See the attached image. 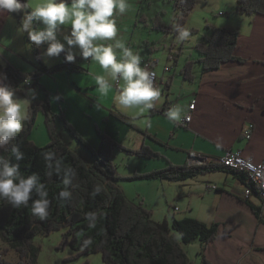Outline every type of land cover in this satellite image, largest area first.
<instances>
[{"label":"trees","instance_id":"1","mask_svg":"<svg viewBox=\"0 0 264 264\" xmlns=\"http://www.w3.org/2000/svg\"><path fill=\"white\" fill-rule=\"evenodd\" d=\"M169 1L173 3L176 10L177 29L178 27L187 29L188 16L195 9L198 0ZM235 13L240 16H264V0H237ZM9 15L15 17L21 24L22 14L9 13ZM160 15L150 19L152 29L163 33L171 32V28L166 26ZM208 28L210 36L195 46V51L199 54L198 60L186 61L183 66L182 74L187 81H194L193 67L197 64L201 66L205 74L219 70L227 62L245 61L235 56L240 37L238 29L231 26L223 28L208 26ZM25 38L30 43L26 33ZM31 48L34 61L39 68L38 72L22 73L21 70L1 61L0 70L6 73L7 82L13 86H25V79L30 78V80L34 79L43 90L39 81L40 74L48 72L49 69L40 59V48L32 46ZM59 57L62 65L53 72L60 69H66L68 73L81 70L73 65V62H67L63 53ZM76 59L80 60L78 57ZM28 113L29 119L25 123L24 130L14 141L24 153V158L21 161H15L10 146L0 149V157L10 159L12 163H18L21 173L26 176L33 173L38 174L41 182L46 186L50 204L47 217L41 220L32 214L31 200L27 206L20 208H13L6 201L0 200V237L11 248L17 250L21 260L18 264H39L41 248L34 243V239L59 230H63L59 248L70 247L75 251L74 256L65 260L64 264H69L76 257L98 253L102 254L105 264H194L187 256L183 245L190 244L197 239L202 244L216 240L218 225H208L194 218L175 219L172 225L166 221L156 222L153 220L151 210L147 209L143 203L129 200L118 186L117 182L124 177L117 173L114 163L116 151H123L128 156L136 155L140 158H161L162 155L155 153L146 145L137 150L127 149L111 135L99 130L97 134L101 143L95 151L66 121L64 111H60L59 114L51 112L48 101L31 103ZM40 113L46 116L45 124L50 140L43 147L29 140ZM110 115L113 118L119 117L120 121L133 127L125 115L116 113ZM56 118L63 122L69 134L80 141L92 155V162L85 161L77 152L69 148L70 146L56 128ZM45 152H54L56 159L61 161L62 169H71L74 172L71 184L67 186L72 195L67 200L59 199V192L66 187L63 183V172L57 174L47 167V161L44 159ZM49 171H52L51 176L48 175ZM219 171H225L238 177L245 186L257 192L256 186L244 174L224 168L215 162H207L201 166L174 165L169 162L161 170L145 174L135 173L124 180L178 182ZM35 198L34 196L33 199ZM172 232L178 233L181 240L177 241ZM4 252L3 250L0 252V264H17L3 258ZM202 262L210 264L203 254Z\"/></svg>","mask_w":264,"mask_h":264},{"label":"crops","instance_id":"2","mask_svg":"<svg viewBox=\"0 0 264 264\" xmlns=\"http://www.w3.org/2000/svg\"><path fill=\"white\" fill-rule=\"evenodd\" d=\"M174 14L176 15L175 9ZM251 18L250 31L242 33L240 30L238 47L235 49V56L245 61L227 62L219 70L205 74L197 64L193 67V82L183 77L182 69L186 61H196L199 57L196 59L192 56L181 60L179 54L174 60L172 57L174 51L171 47L167 55L159 58L155 54L158 45L153 47L148 45L147 53L141 54L142 61L148 60L149 57L158 61L156 71L160 98L154 102L152 109L143 112L138 107L126 112L118 107L113 99L109 114L125 115L133 127L120 121L119 117L113 118L109 114L108 118H105L107 120L104 119L107 127L104 133L111 135L121 144L124 145L125 141L135 139L137 136L142 146L146 145L155 153L162 155L161 158H139L135 173L144 174L161 170L169 162L174 165H188L191 155L206 162L216 163V160L228 150H242L245 158L254 162L264 161V16L255 15ZM118 19L121 20L120 17H117ZM209 24L218 28L233 27L229 22L214 21ZM19 26L17 19L9 13L0 14V44L3 39L26 40L24 34L17 32ZM145 26H149V23L146 22ZM8 53L3 54V63L23 73L38 72L39 68L35 63L34 70L23 69L19 60L23 62L26 57L20 52ZM78 62L80 61H74L73 65ZM42 63L49 68L43 59ZM86 63L85 67L89 70L97 67V63L91 59ZM80 66L83 64L80 63ZM100 69L97 75H103ZM39 81L43 85L41 76ZM113 83L111 92L116 95L119 85ZM96 86L94 80V87ZM194 101L196 106L192 113L193 119L188 125L166 118V111L177 104L183 106L188 115L189 106ZM250 123L255 125V130L253 137L247 140L244 129ZM91 147L96 151L100 144ZM128 173L126 178L134 175ZM137 181L139 180L132 182L137 184ZM178 182L183 183L180 198H187L184 219L194 218L208 225H218L215 241L207 244H202L198 239L193 241L197 242L194 246L198 247L196 256L192 258L193 260L190 259L194 264H204L202 254L210 264H264V201L257 193L244 200L242 195L246 187L243 181L225 171ZM129 185L120 186L124 195L131 201L143 203L154 213L150 189L153 186L157 188V183L146 181V184H140L144 185L143 188H138L136 190L138 193L133 194H130ZM212 186L217 187V191L211 190ZM193 195L200 201L198 210L190 199ZM163 221L172 225L167 216ZM183 246L189 247V244Z\"/></svg>","mask_w":264,"mask_h":264},{"label":"rangeland","instance_id":"3","mask_svg":"<svg viewBox=\"0 0 264 264\" xmlns=\"http://www.w3.org/2000/svg\"><path fill=\"white\" fill-rule=\"evenodd\" d=\"M36 2L37 0H28L30 5ZM236 2L237 0H198L195 7L196 9L193 10V13H191L190 18L188 17L189 19L186 23V28L190 32V37L188 40L182 41L179 39L177 31L174 7L169 0H128L129 7L127 11L119 16L121 20H117L118 36L122 38L126 42V46L130 47L133 51H140V55L147 53L148 45L151 47L158 45L159 48L155 50V54L159 58H162L163 55H167L172 47L174 51L172 57L174 60L179 57V54L181 60L187 57L192 58V56L197 59L199 54L195 51V46L210 36L208 26H211V24L209 23H213L214 21L229 22L233 28L239 31L241 30L242 33L250 31L252 18L249 15H237L235 13ZM157 13H161L160 16L163 22L166 26L171 28V32L163 33L152 29V25H150L152 21H150V19L157 15ZM144 20H147L149 26H145L146 22H144ZM62 30L63 33L70 32V24L62 26ZM192 30H194V32H192ZM16 41L17 40L14 38L3 39L0 44L3 48H0V61L3 63L2 56L3 54H9L8 51L20 52L26 57V60L23 62L19 60V63H22L21 66L23 69L25 71L34 70V53L32 48H30V44L26 40ZM46 47L47 45H44L40 48L41 53ZM181 50L182 53H180ZM148 59L151 58L149 57ZM61 61L59 56L47 60L46 64L49 66V71L40 74L42 84L44 85L43 90L35 83L34 79L31 81L32 86L29 88L34 89L37 93V97L33 102L48 101L50 110L54 114H59L60 111H64L66 121L78 132L81 138L87 141L91 146L95 144L98 146L101 141L97 133L98 130L101 132L106 131L107 127L104 119L108 118L110 115L109 108L112 107L115 95L111 92L112 90H110L107 95H101L97 90V86L94 87L95 79L92 76H96L98 69L101 68L98 64L96 67L97 69L90 68L89 70L85 67V64H87L86 62L90 61V59L85 60L80 57V60H75L76 62L80 61L76 63V65L81 68L79 72L68 73L66 69L53 72V70L62 65ZM143 61H145V59ZM59 63L60 66H58ZM80 63L83 64L85 68L80 66ZM173 63L174 62H172V64ZM100 70L104 74L103 69L101 68ZM25 86L23 87L27 89ZM17 95L23 99L25 94L24 92H19ZM30 104H28V107ZM130 109L123 110L128 112ZM45 117L43 113L39 114L35 128L29 136V140L40 147L46 146L50 141L45 124ZM55 125L71 150L77 152L85 161H93L92 155L85 149L80 141L69 134V131L66 130L60 119L56 118ZM138 141L139 139L137 136H135V139L125 141V148L131 150H135L132 148L141 149L142 144ZM139 158L140 157L136 155L128 156L123 151H116L114 153V163L117 173L121 177H124V179L126 178L125 176L129 174L128 172L135 174V168ZM188 166L190 165L188 164ZM124 181L121 182L119 180L118 184L120 185L118 186L130 184V194L138 193L136 190L144 186L140 184H146V181H137V184H134L132 181V183ZM151 182L157 183L158 185L157 188L153 186L152 189H150V196L153 198L152 201L155 208L153 220L156 222H164L163 220L165 216H167L168 221L173 223L175 219H184L183 213L187 210L185 206L187 198L182 199L179 196L182 189L181 184L183 183L169 182L168 180H151ZM190 199L196 210H198L200 205L199 199L196 195L191 196ZM176 208H178V210H176ZM194 213L196 212L194 211ZM172 233H174L177 241L181 240L178 233ZM62 237L63 230H59L52 232L50 235L40 236L34 239V243L41 248L38 260L39 264H64L65 260L74 256L75 251L72 250V248H59ZM194 243L197 242H192L189 244V247L183 246L189 259L196 256L198 251V247L194 246ZM2 250L5 251V256H3V258L6 260L17 264L21 261L17 250L11 248L9 244L4 242L0 237V252ZM69 264L105 263L102 254L98 253L95 255L91 254L89 256L76 257L70 261Z\"/></svg>","mask_w":264,"mask_h":264},{"label":"clouds","instance_id":"4","mask_svg":"<svg viewBox=\"0 0 264 264\" xmlns=\"http://www.w3.org/2000/svg\"><path fill=\"white\" fill-rule=\"evenodd\" d=\"M128 7V0H37L31 5L28 0L23 3L21 0H0V14H22L17 32L26 33L32 47L47 45L40 57L45 63L61 53L67 62H74L77 56L91 59L104 71L103 75L94 77L98 92L107 95L115 82L119 85L114 97L117 106L121 109L138 107L143 112L154 107L161 93L154 85L155 74L143 64L141 55L118 36L117 17ZM66 24H70V32L63 33L62 26ZM177 31L180 40L189 39L187 29L178 27ZM7 81L6 73L0 70V149L10 146L15 161H21L24 153L14 141L24 130L29 119L28 104L36 99L37 93L32 88L13 86ZM29 83L30 78H26L24 84ZM21 91L25 94L23 99L17 95ZM165 115L176 123L189 118L179 104L170 107ZM44 159L50 170L57 174L63 172L66 187L59 192V199H69L72 193L67 186L74 172L62 169L54 152H45ZM48 175L51 176L52 171ZM0 200L13 208L27 206L31 200L34 216L43 220L48 215V191L39 175L26 176L18 163L3 157H0Z\"/></svg>","mask_w":264,"mask_h":264},{"label":"built area","instance_id":"5","mask_svg":"<svg viewBox=\"0 0 264 264\" xmlns=\"http://www.w3.org/2000/svg\"><path fill=\"white\" fill-rule=\"evenodd\" d=\"M143 64L147 66L149 71L153 72L154 75V85L159 89L158 87V79H157V71L156 66H158V61L153 59H148L143 61ZM30 80L29 84H24L26 87L32 86ZM196 102H192V104L189 106V114L188 119H185L181 122L182 125H188L193 119L192 113L195 109ZM255 130V125L250 123L248 124L244 129V135L247 140H249L251 137H253V133ZM242 150L238 151H230L224 153L222 157H220L218 160H216V164L222 165L224 168H228L230 170L239 172L244 174L247 179L256 186L257 192H254L251 188L245 186V192L242 195V198L244 200H247L249 197H251L253 194L257 193L260 198L264 201V161L262 162H254L251 159L245 158V156L242 153ZM207 163L206 161L202 160L200 157L191 155L189 157L188 164L190 166H196V165H203ZM211 190L217 191V187L212 186L210 188ZM178 210V208H176Z\"/></svg>","mask_w":264,"mask_h":264},{"label":"bare ground","instance_id":"6","mask_svg":"<svg viewBox=\"0 0 264 264\" xmlns=\"http://www.w3.org/2000/svg\"><path fill=\"white\" fill-rule=\"evenodd\" d=\"M31 80H33V79H31ZM26 87V86H25ZM201 166V165H200Z\"/></svg>","mask_w":264,"mask_h":264}]
</instances>
